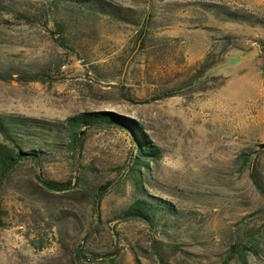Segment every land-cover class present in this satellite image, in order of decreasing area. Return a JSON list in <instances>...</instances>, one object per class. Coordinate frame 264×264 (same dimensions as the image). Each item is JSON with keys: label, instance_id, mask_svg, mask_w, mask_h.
<instances>
[{"label": "rangeland", "instance_id": "374dc122", "mask_svg": "<svg viewBox=\"0 0 264 264\" xmlns=\"http://www.w3.org/2000/svg\"><path fill=\"white\" fill-rule=\"evenodd\" d=\"M0 125V264H264V0H0Z\"/></svg>", "mask_w": 264, "mask_h": 264}, {"label": "trees", "instance_id": "16d2710c", "mask_svg": "<svg viewBox=\"0 0 264 264\" xmlns=\"http://www.w3.org/2000/svg\"><path fill=\"white\" fill-rule=\"evenodd\" d=\"M91 116L92 117L89 118L90 115L88 117L81 115L80 117L69 118L66 120L64 130L67 133L69 142L78 139V136L80 134L78 129L81 126L86 125L89 122L96 121L99 118L97 115H91ZM1 129L2 126L0 125V130ZM140 137L141 138H140L139 154L142 155V153L144 154L147 151H151L150 150L151 148H149V145L146 142V140L143 138V136L140 135ZM20 155H22L20 152L16 153V156H20ZM13 163H14V151H12L11 149L7 148L4 145H0V180L3 178L6 171L8 170V168L12 166ZM44 185L46 186V188L51 190L58 188L57 184L54 182L45 181ZM129 213L132 216H143V217L146 216L147 214L146 210L144 209V207L140 202H136L133 205H131L129 208Z\"/></svg>", "mask_w": 264, "mask_h": 264}]
</instances>
